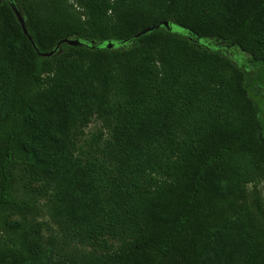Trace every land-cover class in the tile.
Masks as SVG:
<instances>
[{"label":"trees","instance_id":"obj_1","mask_svg":"<svg viewBox=\"0 0 264 264\" xmlns=\"http://www.w3.org/2000/svg\"><path fill=\"white\" fill-rule=\"evenodd\" d=\"M11 1L28 36L0 0V264H264L245 203L264 120L246 73L196 42L264 70V0ZM163 21L185 32L135 37ZM75 39L129 45L43 56Z\"/></svg>","mask_w":264,"mask_h":264},{"label":"rangeland","instance_id":"obj_2","mask_svg":"<svg viewBox=\"0 0 264 264\" xmlns=\"http://www.w3.org/2000/svg\"><path fill=\"white\" fill-rule=\"evenodd\" d=\"M185 32L184 30L181 31ZM202 43H199L203 47H207L212 50L219 51L221 54L229 58L232 62L237 64L247 75V86L250 92L251 97L256 102L260 115L264 120V70L251 62L246 55L235 49L225 46L214 39H205L201 40ZM59 48V47H58ZM58 51V50H57ZM56 51V52H57ZM99 137L100 144L103 138H105V132L102 130L99 120L93 118L91 122L83 130V136L80 141V145L86 149L87 144H93L94 139ZM247 198L245 203L251 210L257 214L264 213V182L260 183H250L246 186ZM43 226V236L47 237L50 235V232L47 231V228L52 227V224L48 221L47 218L41 219Z\"/></svg>","mask_w":264,"mask_h":264},{"label":"water","instance_id":"obj_3","mask_svg":"<svg viewBox=\"0 0 264 264\" xmlns=\"http://www.w3.org/2000/svg\"><path fill=\"white\" fill-rule=\"evenodd\" d=\"M9 2L11 4L12 8H13V11H14V13H15L18 21L21 24V28L23 30V33L26 36H28V32H27L26 27H25L24 19L21 17V15L19 14L18 10L16 9L15 3L13 1H11V0H9ZM159 27H163L167 31L174 32V33H182L181 31L183 30V29H181L179 27H176L174 25H171L167 21H163V22H160L157 26H154V27H151V28L142 30L135 37H139V36L144 35L146 33L152 32V31H154L155 29H157ZM196 42L197 43H202L201 40H199V39L196 40ZM63 43H67V44L73 45V46L83 45V46H87V47L94 48V49H101V48H107V49H112V48H125V47H127L129 45V41H122V42L106 41V42H102V43H99V44L95 45L94 41H80L78 39H75V40H62V41H60L58 43V45L56 46L55 50H53L50 53L43 54V56H51V55L55 54L56 51L58 50V47L61 44H63ZM225 48H229V47H225Z\"/></svg>","mask_w":264,"mask_h":264}]
</instances>
